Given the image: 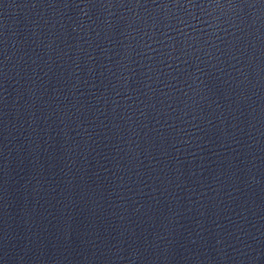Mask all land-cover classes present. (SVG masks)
<instances>
[{
  "label": "water",
  "instance_id": "water-1",
  "mask_svg": "<svg viewBox=\"0 0 264 264\" xmlns=\"http://www.w3.org/2000/svg\"><path fill=\"white\" fill-rule=\"evenodd\" d=\"M0 264H264V0H0Z\"/></svg>",
  "mask_w": 264,
  "mask_h": 264
}]
</instances>
